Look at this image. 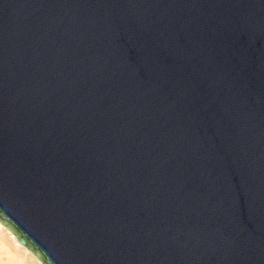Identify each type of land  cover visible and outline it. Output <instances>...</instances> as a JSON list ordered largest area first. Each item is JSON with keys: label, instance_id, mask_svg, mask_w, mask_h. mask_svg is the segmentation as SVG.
Returning a JSON list of instances; mask_svg holds the SVG:
<instances>
[{"label": "water", "instance_id": "water-1", "mask_svg": "<svg viewBox=\"0 0 264 264\" xmlns=\"http://www.w3.org/2000/svg\"><path fill=\"white\" fill-rule=\"evenodd\" d=\"M0 224L41 264H264V0H0Z\"/></svg>", "mask_w": 264, "mask_h": 264}, {"label": "bare ground", "instance_id": "bare-ground-1", "mask_svg": "<svg viewBox=\"0 0 264 264\" xmlns=\"http://www.w3.org/2000/svg\"><path fill=\"white\" fill-rule=\"evenodd\" d=\"M0 264H41L0 224Z\"/></svg>", "mask_w": 264, "mask_h": 264}]
</instances>
